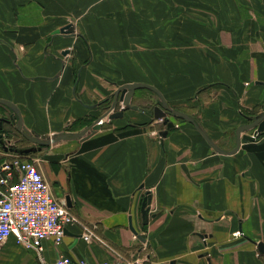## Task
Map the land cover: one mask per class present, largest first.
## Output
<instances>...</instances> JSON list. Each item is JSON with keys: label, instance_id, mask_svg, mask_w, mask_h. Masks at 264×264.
<instances>
[{"label": "crops", "instance_id": "crops-1", "mask_svg": "<svg viewBox=\"0 0 264 264\" xmlns=\"http://www.w3.org/2000/svg\"><path fill=\"white\" fill-rule=\"evenodd\" d=\"M127 84L156 89L225 153L181 118L163 126L153 116L158 95L138 89L136 110L87 139L22 155L42 160L54 196H69L71 213L99 239L87 243L71 226L60 245L43 242L45 262L138 254L145 264H264V131L226 154L236 130L264 112V0H0V100L32 135L82 132ZM11 115L0 104V119ZM11 131L21 136L0 124L15 148L35 147L23 136L18 147ZM0 264L41 262L9 237Z\"/></svg>", "mask_w": 264, "mask_h": 264}, {"label": "built area", "instance_id": "built-area-1", "mask_svg": "<svg viewBox=\"0 0 264 264\" xmlns=\"http://www.w3.org/2000/svg\"><path fill=\"white\" fill-rule=\"evenodd\" d=\"M163 126V119L158 120ZM104 120L99 124L103 126ZM161 140L160 132L152 134ZM260 133L253 131L251 137L257 139ZM8 147L15 144L4 139ZM40 158H26L0 148V250L9 237L26 250L34 251L41 264H92L85 259H72L58 255L54 262L47 263L43 256V242L52 240L55 246L62 243L69 227L80 225L81 238L91 243L99 241L92 229L82 225L67 207L65 199L54 196L44 179L39 165ZM242 233L235 232L234 237ZM96 264H145L138 254L117 257L112 261Z\"/></svg>", "mask_w": 264, "mask_h": 264}, {"label": "water", "instance_id": "water-1", "mask_svg": "<svg viewBox=\"0 0 264 264\" xmlns=\"http://www.w3.org/2000/svg\"><path fill=\"white\" fill-rule=\"evenodd\" d=\"M68 28L69 27H65L64 29H62L61 33L66 34V32H68ZM138 89H148V90L155 92L158 95V97L160 99V105L154 107V109H153L154 119H156V120L157 119H163L164 125H166L168 123L169 116L181 118V119L185 120L186 122L192 124L202 134L204 139L210 144V146L215 151H217L218 153H223V154L225 153V152L221 151L220 149H218L207 138V136L196 125V123L194 122V120L192 118H190L187 115H184L183 113H180L176 110L169 108L168 105L166 104V102L164 101L163 97L161 96V94L156 89L149 87L147 85H143V84H127V85H123V86L119 87L116 91L115 99H114L115 102L112 105L111 109L108 112H106L103 116L99 117L90 127L83 130L82 132L60 134V135H56L55 137H52L49 139H42L40 137H36V136L32 135L29 131H27L24 127H22L21 121H20V115H19V112H18L17 108L15 107V105H13L11 102H8L5 100H0V104L8 107L12 111V115L10 117V120L0 119V124L2 122L12 123L15 126L16 131L21 136H23L25 139L29 140L30 142H32L35 145V147L28 148V149H17L15 147L10 148L6 145L7 141L4 140V136L0 135V148L5 152L10 151V152L18 153L20 155H28L30 153H35L37 151H41L42 147H44V146H52V145H54L58 142H61V141H72V140L83 141V140L87 139L88 137L94 135L97 131H99L101 129V124H99V122L101 120H106V119L112 120V119L120 118V117H122L123 111L125 109L136 110L137 106L131 105V98L134 95V92ZM118 102L120 104H122L123 109H121L120 111H117V112H113L112 110H114V108L116 107V104ZM14 116L17 117V121L15 120ZM251 130H256L258 133H262L264 131V112L262 114H260L254 121L250 122L249 124L243 125L236 130V132H235L236 146L232 151H230L229 153H226V154L236 153L240 147L241 139L247 140V141H254V138L251 137L250 135H242L241 136L242 133L247 132V131H251ZM160 136L162 138H164L166 136V131L160 132ZM8 141H10V140H8ZM65 201H66L67 207L71 208L72 204H71V200H70L69 196L65 197ZM150 202H151V195L149 193H147L145 195L143 201H142V204H141V216H142L143 224H147V222H148V213H149ZM129 228H130L131 232L135 236L138 237V239H140L142 241L144 240L140 236L137 235V232L132 227L131 221H129ZM257 247L260 250V252H264V244L258 243Z\"/></svg>", "mask_w": 264, "mask_h": 264}, {"label": "rangeland", "instance_id": "rangeland-1", "mask_svg": "<svg viewBox=\"0 0 264 264\" xmlns=\"http://www.w3.org/2000/svg\"><path fill=\"white\" fill-rule=\"evenodd\" d=\"M8 135H9V137L13 138L14 142L18 145V147H26L27 146L26 141L21 136L15 134L13 131H11V133H9Z\"/></svg>", "mask_w": 264, "mask_h": 264}, {"label": "bare ground", "instance_id": "bare-ground-1", "mask_svg": "<svg viewBox=\"0 0 264 264\" xmlns=\"http://www.w3.org/2000/svg\"><path fill=\"white\" fill-rule=\"evenodd\" d=\"M47 139V138H46Z\"/></svg>", "mask_w": 264, "mask_h": 264}]
</instances>
